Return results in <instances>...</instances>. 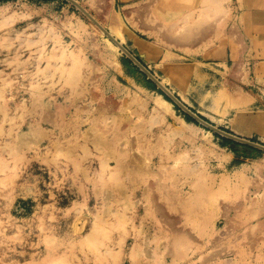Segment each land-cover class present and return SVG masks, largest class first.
<instances>
[{
	"label": "rangeland",
	"instance_id": "374dc122",
	"mask_svg": "<svg viewBox=\"0 0 264 264\" xmlns=\"http://www.w3.org/2000/svg\"><path fill=\"white\" fill-rule=\"evenodd\" d=\"M75 1L105 30L114 18L129 31L121 46L193 113L264 146V0ZM159 96L69 2L0 0V264H130L146 236L165 253L173 232L145 209L163 210L160 185L208 221L178 218L174 198L167 218L192 240L170 241L187 250L179 264H203L221 237L223 264H264V151ZM116 129L119 153L145 154L147 174L126 177L89 141ZM116 187L119 201L107 198Z\"/></svg>",
	"mask_w": 264,
	"mask_h": 264
},
{
	"label": "bare ground",
	"instance_id": "6f19581e",
	"mask_svg": "<svg viewBox=\"0 0 264 264\" xmlns=\"http://www.w3.org/2000/svg\"><path fill=\"white\" fill-rule=\"evenodd\" d=\"M97 23L100 25L99 22H97ZM91 25L96 30V32L98 34L103 35L102 32L97 27H95L92 23H91ZM110 25H111L110 28H108L106 31L110 34L111 37H113L115 40H117L119 42V44L121 45V43L124 40V36H123L124 31L126 32V34L128 36H130L129 31L124 30V28L114 18H112V20L110 21ZM100 26L104 29V27L102 25H100ZM133 36L131 35V37H133ZM133 40L135 42L134 45L137 46L138 49L145 48L144 47V43L139 41L135 36L133 37ZM106 41L109 44V47L113 51L118 52V54L122 53L121 50L117 46H115L113 43H111V41L109 39L106 38ZM161 85H163V82H161ZM158 101H159L160 105H163L166 108H168L170 106V104L166 100H164L162 97H160V96L158 97ZM97 114L106 115L107 112L102 111V112H97ZM101 119H106V118H101ZM119 134H121V132L120 131L118 132V129H116L114 138L112 137V138L108 139V141H110V142H103L101 140L100 136L92 137L91 139H89V141L100 152H101V150L103 148L106 147L107 148V155L110 156L115 161L116 169L120 168L121 170H119V173L120 172L123 173L126 177L134 178V177H141V176L147 174V172H149L148 170H149V160L150 159L145 154H138L137 156H135V154H130V161L127 160V156L121 155L119 153V149H117V147L119 145V140L121 138L119 136ZM87 144H88V142H87ZM124 144L129 146L130 143L129 142H125ZM121 153L126 154L125 152H123V150L121 151ZM138 160H140L142 162L141 165L137 164ZM105 161L106 162L103 163L104 164L103 167H104V169L105 168L108 169V167H110L108 165V163H107V161H109V159H107ZM158 188L160 189V191H161L160 194L162 195L161 196V201H162V204H163V206H162L163 210H161L160 207L156 206V205H151V206L149 205L145 209L149 210L151 212V214H153L154 216H156L159 219L158 220L156 218L158 223H159V225H160V227L165 232H169L167 234H170V232H173L172 234L174 236H171V237L168 236L170 238V241L172 242L171 245H173L175 242H177L179 240H180L179 243H181L183 240L192 241L189 238L191 236L187 235V233L185 231L179 230L177 227H175L173 225V222L167 218V212L170 211V210H173V206H175V204H173L174 198L176 199L177 209L178 210L174 209L173 212L176 213L178 218L186 217V219L188 218L190 220L192 217H194L196 219V222L199 221L198 223L199 224H203V226H205V227L207 226L208 221H206V218L205 219L204 218L200 219L198 217L199 211L197 209H190L189 207L185 206L184 205L185 202L183 201V199L179 198V196L177 194H170L168 189L165 188V185L164 186L160 185ZM118 189H119V187H116V189L113 190L112 192L109 191L107 193V198H110L112 200H116L117 196H115V193H116V191ZM143 191H144V202H145V204H151L150 201H149L150 200V191L151 190L148 187H146V188L143 189ZM203 195H204L203 192L202 193L198 192L197 195L195 196L197 199H195L194 201L197 202L198 199H200V198L203 199ZM190 200H189V203H187V204H191ZM117 201H119V200L117 199ZM125 201L126 200H124V202ZM191 201L193 202V200H191ZM194 204H198V202L197 203L194 202ZM216 206L219 209V211H218L219 213L215 214V215H217L216 219L217 218H220V219L222 218V219L226 220V222L228 223L229 221L227 220V216H226L228 211H229L228 208H223V206H221V205H216ZM208 215H209V213H208ZM198 218H199V220H197ZM194 223H192V224H194ZM174 230H178V231H174ZM141 231H138V234H140V235L143 234V231L142 232ZM201 231H203V230H201ZM225 231H226L227 236H229V234H231V232H232L231 229H227ZM221 236H219V237H221ZM193 239L195 241V238H193ZM222 239H223V237H221L220 239L219 238L215 239L212 244L210 243L212 245V247H213V248H211V249H213V251L209 254V256L207 255L208 256L207 259L203 260V264H223L222 262L219 261V258H221L222 252H223V250L221 248V245L223 243ZM170 241H167L166 245L161 247V250L163 249L165 251V253H163V252L157 253V247H155L154 251L152 252V251H150L147 248L152 243V240H151V238L149 236H146L143 239V245H144L143 248L139 247L136 243L132 246L130 259H129L130 264H143L142 262H139L138 259L137 260L134 259L136 256H139V257L140 256H144V257H146L148 259H152V260L156 259V260H158L159 264H179V263H181L186 257L185 256V252L187 250L184 249L180 253H177V251H176V253L174 251L172 252ZM250 246H252V244ZM218 248L221 251H219ZM174 250H176V249H174ZM168 259H169L170 263H167Z\"/></svg>",
	"mask_w": 264,
	"mask_h": 264
},
{
	"label": "water",
	"instance_id": "95a60500",
	"mask_svg": "<svg viewBox=\"0 0 264 264\" xmlns=\"http://www.w3.org/2000/svg\"><path fill=\"white\" fill-rule=\"evenodd\" d=\"M72 4L77 10H79L95 27H97L102 34L111 41L115 46H117L121 52L148 78L150 79L156 86L159 88L162 93L171 100V102L176 105L181 111H183L187 116H189L192 120L197 122L199 125L203 126L204 128L222 136L227 139H230L236 143H240L251 148H255L258 150L264 151V146L255 142H251L247 139H243L227 132H224L217 127L209 124L208 122L201 119L197 114L193 113L187 106H185L181 101L175 97L169 90H167L161 82H159L133 55H131L123 46L119 44L117 40L110 36V34L103 29L95 20L94 18L87 13L85 9H83L75 0H65Z\"/></svg>",
	"mask_w": 264,
	"mask_h": 264
},
{
	"label": "crops",
	"instance_id": "0c3cea01",
	"mask_svg": "<svg viewBox=\"0 0 264 264\" xmlns=\"http://www.w3.org/2000/svg\"><path fill=\"white\" fill-rule=\"evenodd\" d=\"M252 14L254 15L253 17H255V18H258V16H259V14H260V12L259 11H254V12H252ZM261 26H263V25H261ZM261 28H260V25H258V29L257 30H260ZM262 30V29H261ZM263 32H264V30H263ZM199 218L200 219H205L206 217L204 216H199Z\"/></svg>",
	"mask_w": 264,
	"mask_h": 264
},
{
	"label": "trees",
	"instance_id": "16d2710c",
	"mask_svg": "<svg viewBox=\"0 0 264 264\" xmlns=\"http://www.w3.org/2000/svg\"><path fill=\"white\" fill-rule=\"evenodd\" d=\"M164 99H165V100H168L165 96H164ZM188 120H189V118H188Z\"/></svg>",
	"mask_w": 264,
	"mask_h": 264
}]
</instances>
